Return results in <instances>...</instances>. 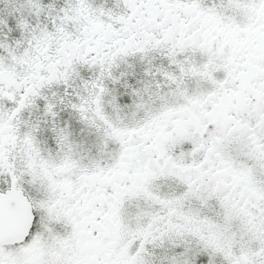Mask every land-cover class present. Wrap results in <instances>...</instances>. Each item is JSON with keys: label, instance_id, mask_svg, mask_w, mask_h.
<instances>
[{"label": "snow or ice", "instance_id": "snow-or-ice-1", "mask_svg": "<svg viewBox=\"0 0 264 264\" xmlns=\"http://www.w3.org/2000/svg\"><path fill=\"white\" fill-rule=\"evenodd\" d=\"M0 264H264V0H0Z\"/></svg>", "mask_w": 264, "mask_h": 264}]
</instances>
